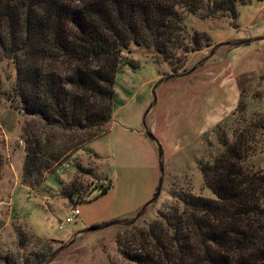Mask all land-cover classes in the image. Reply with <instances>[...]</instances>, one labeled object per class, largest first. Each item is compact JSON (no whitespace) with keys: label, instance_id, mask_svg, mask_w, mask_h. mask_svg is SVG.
Instances as JSON below:
<instances>
[{"label":"rangeland","instance_id":"374dc122","mask_svg":"<svg viewBox=\"0 0 264 264\" xmlns=\"http://www.w3.org/2000/svg\"><path fill=\"white\" fill-rule=\"evenodd\" d=\"M179 28L165 51L131 45L136 67L117 70L113 113L101 135L43 170L34 188L20 183L22 136H40L52 154L72 135L90 133L53 128L15 108L9 94L16 69L0 51V264H34L41 255L45 264H131L119 243H135V231L118 221L142 211L134 225L144 226L166 204L179 206L175 193L213 197L201 167L225 151L217 125L244 163L264 170V3L237 5L235 17L187 15ZM196 45L201 50L186 51ZM71 186L84 189L81 197H68ZM75 205L79 215L59 229Z\"/></svg>","mask_w":264,"mask_h":264},{"label":"trees","instance_id":"16d2710c","mask_svg":"<svg viewBox=\"0 0 264 264\" xmlns=\"http://www.w3.org/2000/svg\"><path fill=\"white\" fill-rule=\"evenodd\" d=\"M250 1L0 0V51L16 69L9 94L15 108L53 128L90 133L79 140L72 135L64 147L57 151L53 147L52 154L43 150L40 136H22L25 159L20 183L34 188L43 170L58 166L101 135L113 113L117 70L123 63L136 67L131 45L165 51L187 15L235 17L237 5ZM199 50L196 45L186 51ZM221 133L217 125L225 151L201 167L212 198L175 193L173 201L179 206L166 204L144 226L134 225L142 211L136 218L118 221L122 230L135 231L131 236L135 243H119L127 262L264 264V170L244 163L236 144L230 146ZM107 188L101 185L102 193ZM83 190L71 186L68 197H81ZM50 247L46 253L53 256ZM36 257L34 264L46 263L45 256Z\"/></svg>","mask_w":264,"mask_h":264},{"label":"built area","instance_id":"2783aa9c","mask_svg":"<svg viewBox=\"0 0 264 264\" xmlns=\"http://www.w3.org/2000/svg\"><path fill=\"white\" fill-rule=\"evenodd\" d=\"M96 182V181H95ZM104 185H106L104 183ZM79 215V210L77 209V206L75 205L72 209L71 216L66 217L63 221H59L58 228L62 229L64 224H70L73 222V220Z\"/></svg>","mask_w":264,"mask_h":264},{"label":"water","instance_id":"95a60500","mask_svg":"<svg viewBox=\"0 0 264 264\" xmlns=\"http://www.w3.org/2000/svg\"><path fill=\"white\" fill-rule=\"evenodd\" d=\"M172 76H173V75H170V76H167V77H172ZM148 134H149V133H148ZM149 135L152 136L151 134H149ZM161 186H162V177L159 178L158 186H157V188H156V192H155V195H154V197H153L152 200H155V199L158 197V195H159V193H160V190H161ZM114 223H115V222H110V223L105 224V225L100 226V227H98V226H92V227L88 228L87 230H95V229H97V228H104V227H107L108 225H111V224H114Z\"/></svg>","mask_w":264,"mask_h":264}]
</instances>
